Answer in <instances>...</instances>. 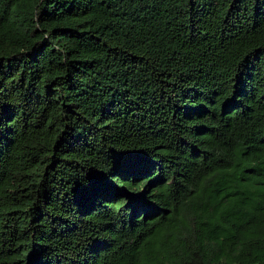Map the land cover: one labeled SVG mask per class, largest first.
Listing matches in <instances>:
<instances>
[{
    "label": "trees",
    "instance_id": "trees-1",
    "mask_svg": "<svg viewBox=\"0 0 264 264\" xmlns=\"http://www.w3.org/2000/svg\"><path fill=\"white\" fill-rule=\"evenodd\" d=\"M0 264H264V0H0Z\"/></svg>",
    "mask_w": 264,
    "mask_h": 264
}]
</instances>
